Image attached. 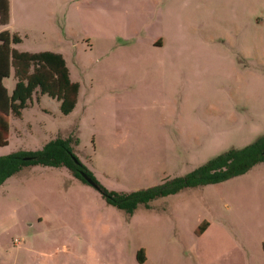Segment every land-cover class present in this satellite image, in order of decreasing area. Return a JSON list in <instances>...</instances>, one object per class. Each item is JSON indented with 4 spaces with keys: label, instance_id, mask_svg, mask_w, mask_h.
<instances>
[{
    "label": "rangeland",
    "instance_id": "1",
    "mask_svg": "<svg viewBox=\"0 0 264 264\" xmlns=\"http://www.w3.org/2000/svg\"><path fill=\"white\" fill-rule=\"evenodd\" d=\"M61 1L16 6L20 33L2 31L21 38L19 51L68 48L76 108L63 114L34 93L20 118L7 116L0 156L73 136L97 182L129 193L264 134V0H173L163 28L123 0L102 1L97 23L82 0ZM132 27L174 36L158 53L128 39ZM14 82L10 69L4 84ZM0 264H264V162L131 212L64 166H26L0 186Z\"/></svg>",
    "mask_w": 264,
    "mask_h": 264
},
{
    "label": "trees",
    "instance_id": "2",
    "mask_svg": "<svg viewBox=\"0 0 264 264\" xmlns=\"http://www.w3.org/2000/svg\"><path fill=\"white\" fill-rule=\"evenodd\" d=\"M8 22V0H0V26ZM21 38L6 31L0 32V147L8 143V113L20 118L34 93L46 95L59 102L63 114H69L77 102L79 85L71 80L68 67L61 54L51 51H18L10 46ZM11 69L15 84L8 95L2 79ZM37 95V96H38ZM77 138L57 136L34 151L18 150L0 156V186L22 168L30 165L64 166L83 182L86 174L103 193L110 204L128 212L150 200L178 192L186 187L204 186L221 182L246 173L254 165L264 162V134L242 148H231L194 168L184 176L175 177L160 184L132 191L117 193L107 191L94 178L92 172L73 152L72 143Z\"/></svg>",
    "mask_w": 264,
    "mask_h": 264
},
{
    "label": "crops",
    "instance_id": "3",
    "mask_svg": "<svg viewBox=\"0 0 264 264\" xmlns=\"http://www.w3.org/2000/svg\"><path fill=\"white\" fill-rule=\"evenodd\" d=\"M10 1H11V3H10ZM102 1H103V3L109 1L108 3L112 2L114 4H118L120 2V0H82V2L79 3V10L83 9L84 11H88L89 13H91L93 15V21H95V18H96V23H97L98 18H99L98 12H99V9L101 8L100 5H101ZM123 1L126 4V11H127L129 16H131L133 18L135 17V18H139V19H145L146 15L154 13V15H155L154 17H156L157 22L159 23V25L162 28L164 25V19L167 18L168 15L172 14L174 11L173 0L170 2H168V0H123ZM60 2H62V1L56 0V1L48 2L47 0H8V25L6 27L9 26V27L13 28L16 33H20L19 32L20 30L18 29V26L15 22L16 16H19L18 11H15L16 6H20L22 9V6L29 4L31 7L37 9L36 7L42 6V4H44V3L46 4V6H50L53 4H59ZM82 4L85 5V8H82V6H81ZM167 11H168V13H167ZM50 13H52V12H50ZM35 19H39V18L30 17V21H33ZM46 19L51 21L50 16H47ZM33 22H31V23L33 24ZM144 25H145V27L142 29L147 30L148 28H150V25H148V24H144ZM3 29H5V25L0 26V32ZM142 29L138 30V29H134L132 27V29L129 30V32H127V38L133 39L134 41L135 40L142 41L150 49H152L153 51H156L158 53L163 52V50L167 47V43L174 36V34L170 35V33H168V32L165 33L163 29L160 32H158L157 34H151V33L147 32L145 36H142V31H141ZM17 44H14V45L12 44L11 47H14L15 49H17V46H16ZM65 44H69V42L65 41ZM65 49H66V51L64 49L55 50V51L44 49L41 51H51V52L61 54L62 57L64 58L65 62H66L67 67H68L69 76H70L71 80L76 82L71 77V71L69 69L68 62H67V55H68L67 49L68 48H65ZM27 52H32V51H27ZM78 64L81 66V64H84V63H82L81 61H78ZM4 81H5V78L2 79V83H3L4 88L6 89L7 94L9 95L11 93V90L14 87L15 82H14L13 86H7L4 84ZM78 85H79V83H78ZM79 90H80V86H79ZM41 96H43V95H41ZM51 99H53V98H51ZM76 105H77V102H76ZM76 105L74 106L73 110H75ZM8 115H10V113H8ZM8 123H9V121H8Z\"/></svg>",
    "mask_w": 264,
    "mask_h": 264
},
{
    "label": "water",
    "instance_id": "4",
    "mask_svg": "<svg viewBox=\"0 0 264 264\" xmlns=\"http://www.w3.org/2000/svg\"><path fill=\"white\" fill-rule=\"evenodd\" d=\"M83 175V177L86 179V181L88 182V183H90V184H93L94 185V182L86 175V174H82Z\"/></svg>",
    "mask_w": 264,
    "mask_h": 264
}]
</instances>
